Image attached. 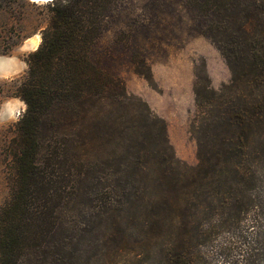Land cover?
Returning a JSON list of instances; mask_svg holds the SVG:
<instances>
[{
	"label": "trees",
	"instance_id": "obj_1",
	"mask_svg": "<svg viewBox=\"0 0 264 264\" xmlns=\"http://www.w3.org/2000/svg\"><path fill=\"white\" fill-rule=\"evenodd\" d=\"M118 2H47L40 41L14 84L25 106L0 203V264H71L64 215L85 187L102 191L95 183L105 175L111 224L139 226L142 240L169 244L163 264H190L188 243L240 221L253 205L264 174V0H180L190 27L211 40L229 69L214 87L203 63L194 65L193 165L175 156L164 119L94 55ZM131 62L152 80L139 50ZM107 144L111 172L103 175L88 162Z\"/></svg>",
	"mask_w": 264,
	"mask_h": 264
},
{
	"label": "rangeland",
	"instance_id": "obj_2",
	"mask_svg": "<svg viewBox=\"0 0 264 264\" xmlns=\"http://www.w3.org/2000/svg\"><path fill=\"white\" fill-rule=\"evenodd\" d=\"M48 1L0 0V203L8 192L11 136L25 106L13 94L14 84L25 72V55L40 41ZM20 8L23 18L18 26ZM36 35L33 46L29 42ZM135 50L149 66L151 81L133 70ZM94 55L101 67L120 77L127 93L140 97L164 119L175 156L193 165L195 142L188 122L193 110L194 65L203 63L214 87L229 78V69L211 40L190 27L180 0H119L95 41ZM109 151L107 144L88 162L91 170L111 172ZM108 178L105 175L95 183L102 191L85 187L77 205L64 215L61 234L71 246V264H163L169 244L142 240L145 231L139 226L111 224V190L104 189L110 185ZM255 192L252 207L240 221L215 227L186 245L190 264H264V174ZM156 233L155 229L149 234Z\"/></svg>",
	"mask_w": 264,
	"mask_h": 264
},
{
	"label": "bare ground",
	"instance_id": "obj_3",
	"mask_svg": "<svg viewBox=\"0 0 264 264\" xmlns=\"http://www.w3.org/2000/svg\"><path fill=\"white\" fill-rule=\"evenodd\" d=\"M37 39H38V36L36 35L34 38H32L31 40H30V42H29V44H33V46L36 44V42H37ZM9 63V62H8ZM6 64V63H5ZM4 65V64H3ZM3 65L1 66V70L2 71H5V69L7 68V64L6 65H4V67H3Z\"/></svg>",
	"mask_w": 264,
	"mask_h": 264
}]
</instances>
